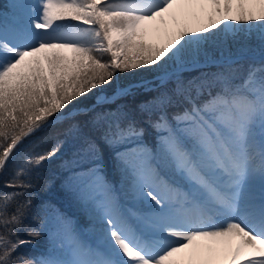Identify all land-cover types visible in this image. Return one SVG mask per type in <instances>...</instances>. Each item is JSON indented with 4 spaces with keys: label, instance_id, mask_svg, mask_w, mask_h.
I'll use <instances>...</instances> for the list:
<instances>
[{
    "label": "snow or ice",
    "instance_id": "1",
    "mask_svg": "<svg viewBox=\"0 0 264 264\" xmlns=\"http://www.w3.org/2000/svg\"><path fill=\"white\" fill-rule=\"evenodd\" d=\"M11 7V23L7 9L0 12V177L24 138L117 73L194 62L222 36L264 47V0H17ZM140 110L143 121L120 112L98 122L134 190L154 202L152 212L129 222L103 179L100 144L87 139L80 155L96 163L78 187L95 205L99 243L60 217L50 252L17 255L42 235L18 232L32 204L31 178L60 151L57 143L27 157L5 184L12 191L0 194V264H264V63L239 83L228 72L178 84Z\"/></svg>",
    "mask_w": 264,
    "mask_h": 264
},
{
    "label": "trees",
    "instance_id": "2",
    "mask_svg": "<svg viewBox=\"0 0 264 264\" xmlns=\"http://www.w3.org/2000/svg\"><path fill=\"white\" fill-rule=\"evenodd\" d=\"M16 2L17 0H0V12L7 9V12L11 13V6ZM8 22L11 23L10 21ZM240 40L241 38H236L230 41V38L225 37V45L214 54V57L209 58H216L221 55L231 56L241 52L264 53V47L261 46L259 40L254 38L245 39L244 43L240 44L238 50H236V47H232V44L235 45ZM251 42L254 43L252 44ZM97 55L101 54L97 53ZM103 58L107 60L108 55L103 54ZM203 59H208V57L197 58L195 61ZM262 63H264V60L253 61L244 59L232 65H211L183 71L178 74V77H171L160 85H156L159 81L153 80L147 84L134 87L129 95L113 102L95 105L88 110H81L69 117L55 121L51 126L39 130L25 139L22 142L23 147L18 146V151L14 150L13 158L5 175L0 177V194L12 191V189L5 187V184L12 179L18 168L27 167L25 165L27 157L45 152L57 143L61 144V149L55 157L45 161L31 178L32 186L27 190V195L31 198L32 204L27 211L18 235L23 239H33L28 236V229H36L42 235L40 238L35 239L33 245L21 247L17 255L33 258L50 252L52 250L51 240L57 226V219L60 217L69 219L76 229L77 235L82 239L84 238L78 228L76 217L79 218L88 233H99L101 225L95 205L88 199L82 198L78 187V178L87 174L88 170L93 168L96 163L95 158H82L80 155L87 139L95 140L100 144L101 156L99 162L103 166L102 176L107 181L111 195L113 196L114 188L116 187L122 192L126 200L132 198L130 175L118 165L113 149L109 148L101 140L103 124L98 121L102 115L114 116L120 112H128L137 120L143 121L145 117L140 110L141 106L161 93H172L178 84L187 85L191 81L211 80L217 74L228 72L232 73L234 82L239 83L252 65H260ZM177 65L165 66L163 70H155L158 66H154L153 68L117 73V79L112 84L105 85L103 88L92 89L85 96L73 100L61 113H56L53 117L66 114L72 109L88 107L95 101L96 96L101 94L110 95L119 86H126L133 82L149 79ZM175 110L170 109V111ZM146 142L149 145L155 142V133L151 129L148 131ZM114 198H116V195ZM139 204L145 208L147 201L141 198Z\"/></svg>",
    "mask_w": 264,
    "mask_h": 264
},
{
    "label": "rangeland",
    "instance_id": "3",
    "mask_svg": "<svg viewBox=\"0 0 264 264\" xmlns=\"http://www.w3.org/2000/svg\"><path fill=\"white\" fill-rule=\"evenodd\" d=\"M230 41H232V39H230ZM244 41H245V39H241L239 42H237V43H235V45L234 44H232V47H236V50H238V48H239V46H240V44H243L244 43ZM224 42H225V37H223L222 36V38L220 39V40H217V41H214V42H212V43H210L209 45H208V47H207V56H203V55H201L200 57H198V58H205V57H214L215 55V53L217 52V51H219L220 49H221V47H223L225 44H224ZM252 44L254 43V42H251ZM222 53V52H221ZM224 54V53H223ZM161 63H163V62H161ZM113 94V93H112ZM102 97L100 98V99H97L96 101H97V103H99V102H101L102 100H105V98H104V95H101ZM96 103V104H97ZM54 118V117H53ZM98 237V236H97ZM96 239H94L93 241H92V243H97L98 244V241H95ZM97 240H99L98 238H97Z\"/></svg>",
    "mask_w": 264,
    "mask_h": 264
},
{
    "label": "bare ground",
    "instance_id": "4",
    "mask_svg": "<svg viewBox=\"0 0 264 264\" xmlns=\"http://www.w3.org/2000/svg\"><path fill=\"white\" fill-rule=\"evenodd\" d=\"M75 219H76L77 224H79V222H80L79 218L76 217ZM94 236H95V238H93V240L96 239L95 241H98V243H99V240H97L98 235L95 233ZM83 238L85 241H88L89 243H92V241H93L92 239L88 240L87 237H84V236H83ZM214 264H223V261L222 260L221 261H215Z\"/></svg>",
    "mask_w": 264,
    "mask_h": 264
}]
</instances>
